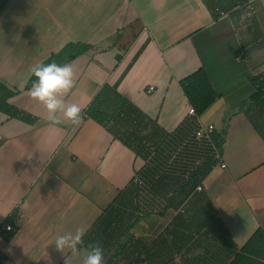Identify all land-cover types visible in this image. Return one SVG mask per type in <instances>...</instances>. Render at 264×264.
Listing matches in <instances>:
<instances>
[{"label": "crops", "instance_id": "1", "mask_svg": "<svg viewBox=\"0 0 264 264\" xmlns=\"http://www.w3.org/2000/svg\"><path fill=\"white\" fill-rule=\"evenodd\" d=\"M238 9L218 15L206 0H0V83L18 92L10 105L36 118L30 125L0 112V228H13L0 234L3 264H65L56 237L86 233L144 164L97 122L53 124L30 97L31 68L69 44L88 50L69 62L68 102L84 111L104 85H117L168 133L190 117L180 81L203 68L217 99L198 122L226 131L221 162L197 191L238 248L264 231V141L243 107L255 94L251 78L264 72V0ZM143 223L153 217L133 229L137 237Z\"/></svg>", "mask_w": 264, "mask_h": 264}, {"label": "trees", "instance_id": "2", "mask_svg": "<svg viewBox=\"0 0 264 264\" xmlns=\"http://www.w3.org/2000/svg\"><path fill=\"white\" fill-rule=\"evenodd\" d=\"M246 1L206 0L218 15H236L240 11L236 8ZM87 50L83 44H69L43 64H66ZM35 80L33 76L26 90ZM251 83L255 94L243 107L264 141V72L252 77ZM180 86L195 116L172 133L123 97L117 85H104L83 111L84 119L100 124L144 163L86 232L85 245L99 242L106 264H264L263 229H257L238 248L205 194L197 191L220 162L216 155L223 153L226 131L195 135L198 118L217 99L206 71L199 69L182 79ZM17 93L0 83V112L33 125L36 118L8 103ZM171 211L175 215L151 242L133 233L140 222L153 215L165 217ZM1 259L0 255L3 264Z\"/></svg>", "mask_w": 264, "mask_h": 264}, {"label": "clouds", "instance_id": "3", "mask_svg": "<svg viewBox=\"0 0 264 264\" xmlns=\"http://www.w3.org/2000/svg\"><path fill=\"white\" fill-rule=\"evenodd\" d=\"M35 76L30 97L38 101L47 111V119L53 124L65 121L78 127L84 120V112L76 103L68 102L65 97L75 85L76 74L70 63L47 65L37 64L31 68ZM85 230L77 228L75 233L67 232L56 237L55 249L64 256L65 264H72V258L80 254L81 246L86 247L82 264H106L105 249L99 242H91L85 245ZM70 255H65V252Z\"/></svg>", "mask_w": 264, "mask_h": 264}, {"label": "rangeland", "instance_id": "4", "mask_svg": "<svg viewBox=\"0 0 264 264\" xmlns=\"http://www.w3.org/2000/svg\"><path fill=\"white\" fill-rule=\"evenodd\" d=\"M174 215L175 212L172 211L167 213L165 217L153 215L151 216L153 217V224H141L136 230V234H138V236L144 238L148 242H151L152 238H154L159 232L162 231V229L170 222Z\"/></svg>", "mask_w": 264, "mask_h": 264}, {"label": "built area", "instance_id": "5", "mask_svg": "<svg viewBox=\"0 0 264 264\" xmlns=\"http://www.w3.org/2000/svg\"><path fill=\"white\" fill-rule=\"evenodd\" d=\"M249 9H250V6H249ZM224 15V14H222ZM153 91V88H150L149 92H152ZM189 116H195V111L193 108H191L189 110ZM214 130V127L212 125H208V126H202L199 124L197 130L195 131V135L196 137H202L203 135L204 136H208L210 135ZM216 157L219 159V161L221 162V155H219V153L216 155ZM221 164V167L222 168H225V164L224 163H220ZM202 188L201 187H198L197 190L200 191ZM13 231V228L10 226V225H6V226H2L0 228V234L2 233H12Z\"/></svg>", "mask_w": 264, "mask_h": 264}]
</instances>
